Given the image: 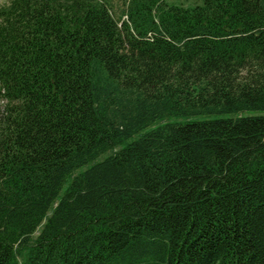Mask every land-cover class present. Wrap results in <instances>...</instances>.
Returning a JSON list of instances; mask_svg holds the SVG:
<instances>
[{
	"label": "trees",
	"instance_id": "16d2710c",
	"mask_svg": "<svg viewBox=\"0 0 264 264\" xmlns=\"http://www.w3.org/2000/svg\"><path fill=\"white\" fill-rule=\"evenodd\" d=\"M0 264H264V0H0Z\"/></svg>",
	"mask_w": 264,
	"mask_h": 264
},
{
	"label": "rangeland",
	"instance_id": "374dc122",
	"mask_svg": "<svg viewBox=\"0 0 264 264\" xmlns=\"http://www.w3.org/2000/svg\"><path fill=\"white\" fill-rule=\"evenodd\" d=\"M170 2H179L182 3L184 5H189V4H193L196 2V0H168ZM205 117H201V116H197V117H189V118H179V119H171V122H176V123H187V122H197V121H202L205 120Z\"/></svg>",
	"mask_w": 264,
	"mask_h": 264
}]
</instances>
